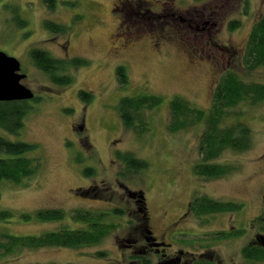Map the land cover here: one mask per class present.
Masks as SVG:
<instances>
[{
    "label": "rangeland",
    "instance_id": "374dc122",
    "mask_svg": "<svg viewBox=\"0 0 264 264\" xmlns=\"http://www.w3.org/2000/svg\"><path fill=\"white\" fill-rule=\"evenodd\" d=\"M148 1L153 12L160 13L166 9L162 3L169 2L168 12L177 20L161 16L160 30L140 24L144 32L135 34L134 27L126 30L130 21L123 23L121 18L124 0H55L53 11L44 0H0V51L20 62V73L26 76L21 83L34 94L28 101L33 109L19 135L0 128V136L35 144L32 157L40 163L36 175L22 185L0 182V211L12 213L11 220L0 222V234L24 237L77 229L82 225L70 219L74 210L111 214L117 208L124 213L110 215L108 222L116 228L98 245L22 249L0 256V264H142L131 263L135 251L145 246L138 231L134 233L139 192L145 198L151 234L171 245L147 255L150 264L173 260L180 247L185 253L179 255L180 264L192 260L187 251L195 257L208 252L207 260L213 264H246L242 249L264 225V101H244L226 111L220 127L243 125L252 142L243 152L222 151L213 162L226 167L228 174L209 180L195 174L205 123L194 121L170 132L169 103L180 98L208 113L213 90L227 72L245 83L264 85V66L248 70L243 61L251 30L264 15V0ZM208 17L216 26L206 33H197L180 20ZM48 21L65 26L66 33L47 30ZM230 24L237 28L231 30ZM130 31L132 35L122 38L128 46L122 48L117 39ZM36 48L54 59H82L86 65L67 69L74 78L71 85H56L34 66L30 51ZM118 67L125 68L126 87L118 83ZM81 91L90 94L89 103L80 98ZM144 94L160 96L163 103L138 116L147 128L138 135L124 127L117 107L124 97ZM118 153L131 154L147 167L132 171ZM86 168L94 173L86 176ZM199 196L242 209L200 220L186 214ZM58 209L67 213L62 221L41 222L34 216L38 210ZM23 214L32 217L24 221ZM238 230L243 235L235 234ZM221 231L228 236L215 241L213 235ZM5 240L0 237L1 243ZM209 243V249H202Z\"/></svg>",
    "mask_w": 264,
    "mask_h": 264
},
{
    "label": "trees",
    "instance_id": "16d2710c",
    "mask_svg": "<svg viewBox=\"0 0 264 264\" xmlns=\"http://www.w3.org/2000/svg\"><path fill=\"white\" fill-rule=\"evenodd\" d=\"M50 11L55 9V0H44ZM135 5V6H134ZM133 10L128 15L130 23L152 24L153 26H161L160 17L151 13L149 4L146 1L138 0L133 3ZM125 12H123L122 20ZM159 19V20H158ZM25 22H20V25ZM134 26H138V25ZM22 25V26H23ZM45 28L54 34L66 33L65 26L57 25L53 22H46ZM231 30L237 28V25L230 24ZM243 61L248 70H254L264 66V15L257 21L249 35ZM30 58L34 66L47 74L50 80L56 85L69 86L74 82V78L66 74L68 68H76L86 65V61L82 59H71L70 61H62L52 58L47 52L36 48L30 51ZM118 83L121 87H126L128 78L124 67L116 69ZM80 98L89 103L90 94L81 91ZM250 104H258L264 101V85L245 83L234 72H227L220 79L213 90L212 104L207 112L193 108L187 102L180 98H174L169 103L170 119L168 130L177 132L191 126L194 121H203L206 130L201 136L199 150L201 153V161L195 166V174L201 179H218L228 174V169L215 164L213 161L219 157L224 150H234L243 152L251 146V134L247 127L240 124L221 128V121L226 116L225 113L232 107L242 102ZM163 99L157 95H136L124 97L119 101L117 110L119 118L125 128L137 132L141 135L146 126L143 120L138 116L146 110H153L162 105ZM33 109L28 101L0 102V128L11 135H19L24 127V119ZM136 122H140L139 126ZM35 144L22 141H9L0 136V182L8 181L15 185H22L24 181L33 178L40 163L35 160L32 155L37 151ZM117 158L132 171H142L147 167V163L137 159L131 154L118 153ZM94 173V169H84V174L90 176ZM85 193L87 190H84ZM84 194V193H83ZM133 196V194H131ZM136 204L138 205L139 224L135 228L136 232L141 235L143 241H147L150 237V229L148 226V217L146 212L145 198L142 193L137 194ZM80 196V195H79ZM85 196V195H84ZM83 195L81 197H84ZM242 209L241 205L235 203H223L209 199L206 196H199L193 199L190 210L196 216H209L223 212H237ZM121 211V210H120ZM113 209L112 213L108 212H89L86 210H74L70 212V219L77 224L82 225L77 229H59L57 231L47 232L39 236H12L0 234L1 239H6L4 243L0 242V256L14 253L22 249H40L48 247L62 248H83L100 244L115 228L114 223L108 222L110 215L123 216V211ZM37 220L41 222L62 221L67 217L64 210H38L34 213ZM32 217L30 214H23L21 218L28 221ZM12 219L10 211H0V222H8ZM134 230V229H133ZM235 234H238L237 232ZM216 238H226L228 235L215 234ZM132 256L131 263L140 261L142 264H150V260L146 257L144 247H140ZM242 256L246 264H261L264 261V246L259 245L253 247L249 245L242 250ZM163 264H171L165 261ZM213 264V263H210Z\"/></svg>",
    "mask_w": 264,
    "mask_h": 264
},
{
    "label": "flooded vegetation",
    "instance_id": "af4514ba",
    "mask_svg": "<svg viewBox=\"0 0 264 264\" xmlns=\"http://www.w3.org/2000/svg\"><path fill=\"white\" fill-rule=\"evenodd\" d=\"M135 1H138V0H124V2H122V3H120V5L122 6V11L123 12H125V16H124V18H125V20H123V23H129V19H128V15L131 13V12H134V10H133V3H135ZM142 1H146L147 3H149V1L148 0H142ZM165 4V8L166 9H164L163 11H162V13H160V11L158 10V12H153V10L151 9V7L149 6V8H150V11H151V13L153 14V15H155V16H158V17H161V16H163L164 18H169L170 19V21L171 22H173V21H176L177 20V18H175V13H172V11L171 12H168V8H170L169 7V2H163L162 3V6ZM135 6V5H134ZM115 7H117V6H115ZM161 14H163V15H161ZM159 19H161V18H159ZM158 19V20H159ZM180 20H182L183 22H185L184 23V25L185 26H187V27H190L191 29H193V30H195L197 33L198 32H200V33H206V32H208L209 30H211L212 28H214L215 26H216V23H215V21L214 20H212V18L211 17H208V19H201V20H199V21H190V20H187V22H186V20L184 21V19H180ZM123 23H121L120 24V26L121 27H123ZM187 23V24H186ZM130 24V23H129ZM142 25L144 24L143 22L141 23ZM146 25V23L144 24V26ZM152 25V24H151ZM126 26H128L127 27V29L126 30H130V28H132V27H134V29H135V31H134V33L136 34V32H144L143 31V27L142 26H134L133 24L131 25H128V24H126ZM162 28V25L161 26H154L153 27V29L155 30V29H157V31L158 30H160L159 28ZM133 31H130L129 33H126L124 36H121V35H119V38L118 39H121V40H118L117 39V42H120V45L122 46V48H127V44H128V42L129 41H127L126 43L124 42V41H122V38H124L126 35L128 36V35H132L131 33H132ZM129 39H130V37H129ZM190 205H191V203L188 205V208H187V213L186 214H188V212L190 213V214H193V212L190 210ZM193 216H195V217H198V219H203V217L204 216H201V217H199V216H196L195 214H193ZM179 224V223H178ZM253 228H254V226H252ZM260 230H261V232L262 233H259V234H257L256 236H255V238L250 242V243H248L245 247H247V246H249V245H253V247H257V246H259V245H263L264 246V225L263 226H261V228H260ZM151 233V232H150ZM224 232L223 231H221V232H218V233H216V234H223ZM237 235L238 236H241V235H243V233H242V231H237ZM242 233V234H241ZM210 234V233H209ZM212 234H210V236H211ZM214 239H215V241H217V240H220L221 239V237H215L214 236ZM144 243H145V246H144V248H145V251L146 252H149V253H151L152 251H154V250H159L160 248H165L166 246H168V247H170L171 245L170 244H166L165 242H160V241H157L156 239H155V237L152 235V234H150V237L147 239V241H144ZM211 243V242H210ZM210 243L209 244H207V245H205V246H203L202 247V249H204V248H208L209 247V245H210ZM178 247H180V246H178ZM245 247H243V249L245 248ZM209 249V248H208ZM242 249V250H243ZM179 252H175V255L176 254H178V255H176L175 256V258H173V260H171V261H168V262H171V264H180V257H179V255L180 254H182L181 252L182 251H184V248H179ZM187 253L188 254H191V255H193V258H192V260L189 262V263H191V264H210V263H212L211 262V260H207V259H209V256H207V253L205 252V251H203V252H200L199 254H197L198 256L197 257H195V255L194 254H192V253H189L188 251H187ZM185 254V253H184ZM184 254H182L181 256H183ZM206 257H208V258H206ZM196 258H198L197 260H196ZM204 258H206L205 260H204ZM189 263H186V261H184L183 263H181V264H189Z\"/></svg>",
    "mask_w": 264,
    "mask_h": 264
},
{
    "label": "water",
    "instance_id": "95a60500",
    "mask_svg": "<svg viewBox=\"0 0 264 264\" xmlns=\"http://www.w3.org/2000/svg\"><path fill=\"white\" fill-rule=\"evenodd\" d=\"M20 62L0 51V102L29 101L33 92L21 81L26 77L20 73ZM264 204V193L262 195Z\"/></svg>",
    "mask_w": 264,
    "mask_h": 264
}]
</instances>
